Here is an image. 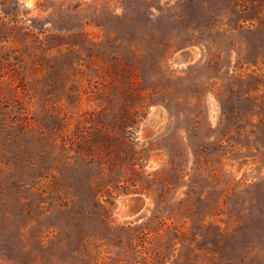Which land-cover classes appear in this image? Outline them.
Segmentation results:
<instances>
[{
    "label": "rangeland",
    "instance_id": "374dc122",
    "mask_svg": "<svg viewBox=\"0 0 264 264\" xmlns=\"http://www.w3.org/2000/svg\"><path fill=\"white\" fill-rule=\"evenodd\" d=\"M0 264H264V0H0Z\"/></svg>",
    "mask_w": 264,
    "mask_h": 264
},
{
    "label": "crops",
    "instance_id": "0c3cea01",
    "mask_svg": "<svg viewBox=\"0 0 264 264\" xmlns=\"http://www.w3.org/2000/svg\"><path fill=\"white\" fill-rule=\"evenodd\" d=\"M137 201L140 202L138 199H137ZM144 204H145V202L143 201V205ZM127 206H128V202L127 203L125 202V204L121 205L120 210L125 211L127 209Z\"/></svg>",
    "mask_w": 264,
    "mask_h": 264
}]
</instances>
